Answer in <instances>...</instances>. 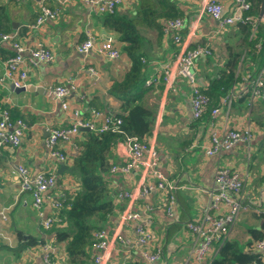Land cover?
Returning a JSON list of instances; mask_svg holds the SVG:
<instances>
[{
  "label": "crops",
  "instance_id": "crops-1",
  "mask_svg": "<svg viewBox=\"0 0 264 264\" xmlns=\"http://www.w3.org/2000/svg\"><path fill=\"white\" fill-rule=\"evenodd\" d=\"M148 1L153 9L161 8L157 0ZM176 1L181 9L180 16L185 19L180 43L174 40L173 34L164 35L161 26L150 24L155 23L153 19L156 18V22L163 25L166 18L150 17L149 2L144 5V0H123L115 14L124 20L133 18L136 23L135 33L142 38L141 50L152 59L145 70L148 78L154 76L156 68L169 62L176 51L191 47L198 41L213 43L218 57L207 61L202 58L196 66L198 84L205 88L207 75L225 63L230 45L239 41L238 27L230 24L221 30L219 22L211 15L203 14L199 18L204 0ZM218 1L226 12L233 10V0ZM42 6L59 9V16L37 24ZM8 26L13 28L10 34L26 46L42 43L51 48L56 57L52 62L29 67V89L16 91L17 87L11 81H0L1 106L5 104L13 118H22L27 123L18 146L5 145L0 149V264H41L46 244L59 264H67L66 241L59 242L51 227L46 228V221L59 212L52 205V199L62 191L76 192L79 188L78 179L71 174L70 167L73 157L79 153L84 134L81 130L68 140H60L59 149L68 156L67 160L52 154L47 139L52 128L71 124L74 110H79L86 120L93 118L97 125L104 123L107 115L122 112V99L111 94L109 88L124 76L130 66L128 52L123 50L127 42L121 38L131 36L124 29L118 32L115 23L106 15L93 12L83 0H0V28ZM88 32L94 36L96 46L111 38L120 56L110 58L96 49L88 53L79 52L76 46L88 37ZM2 36L0 75L5 70L4 60L14 53L12 39ZM244 76L246 73L242 74ZM242 77L235 84L238 90L245 84ZM60 84L73 86L67 98L68 109L62 107L54 92ZM176 87L172 92L164 85L157 96L154 95L156 90H150L144 97L158 105L154 134L147 143L159 150L160 170L177 185L178 204L174 214L170 215L164 209L165 192L157 187L158 178L150 169L116 172L112 184L117 192L137 189V198L118 199L123 208H119L118 216L106 227L114 241L110 257L103 264H144L142 251L154 252L157 246L163 248V259L155 264H196L193 254L196 238L187 223L200 219L216 185L218 166L230 167L244 178L243 201L246 205L228 238L237 241L246 251L255 240L253 231L264 233V101L257 100L252 106H248L247 100L246 104H222L216 115L209 111L202 118L195 119L191 108V87L181 78L176 81ZM93 110L101 114L94 115ZM247 127L255 133L250 144L238 141L229 149L207 153L213 131L224 133L231 128ZM113 152L114 161L121 163L127 157L128 147L119 140ZM21 165L27 166L34 174L52 171L57 177L56 184L45 193L40 207L34 204L31 192L20 190L18 168ZM145 187H149V193L141 195ZM126 208L152 216L148 228L153 238L148 244L139 243L133 222L127 225L121 222V213ZM118 233L123 236V242L116 240ZM31 241L36 243L30 244ZM217 251L218 248L213 255ZM90 253V264H97L94 263L96 250L90 249Z\"/></svg>",
  "mask_w": 264,
  "mask_h": 264
},
{
  "label": "built area",
  "instance_id": "built-area-1",
  "mask_svg": "<svg viewBox=\"0 0 264 264\" xmlns=\"http://www.w3.org/2000/svg\"><path fill=\"white\" fill-rule=\"evenodd\" d=\"M86 2L91 10L95 13H109L116 12L118 5L123 0H83ZM235 6L230 13H223L224 5L218 0H207V13L213 18L219 20L220 29L227 27L230 24L238 22L251 23L253 26L258 25V20L263 18L246 13V10L252 8L251 0H233ZM215 10H221L216 13ZM60 14L59 9H51L48 6H42L38 17V23L45 22L48 18H57ZM185 26V19L183 17L168 18L163 23L164 34H173L174 40L178 43L182 41L181 31ZM180 30V34L177 32ZM256 30H254L255 33ZM213 36V35H212ZM4 39H12L8 33L3 34ZM264 42V41H263ZM262 41H258L257 48H261ZM14 53L11 54L4 61L5 70L0 75V81H11L15 87L27 86L29 67H36L43 62H52L55 60V53L46 45L39 43L35 46H26L20 41L12 40ZM76 49L82 53H88L93 49L100 53L107 55L110 58H118L120 56L119 49L114 45L112 39L102 42L96 46L94 36L88 32V37L81 43L77 44ZM213 49L211 43L195 42L191 47L180 50L173 57L172 61L164 65L166 90L174 89V83L178 76L186 78L192 91V114L194 118H200L207 109L210 97L202 90L198 84L196 66L200 58L207 55H212ZM145 61V59H144ZM248 73L245 79L244 86L237 90L235 94L230 93L224 96L221 104L230 105L236 98L247 96L248 106L257 100H264V67L251 79ZM151 82V79L148 80ZM66 84L57 85L54 89L56 97L61 101L64 109L69 108L68 95L70 88ZM2 102V101H0ZM220 111L219 108L213 109V115ZM94 115H100L101 112L93 110ZM100 117V116H94ZM122 122L121 118L107 115L104 123L97 125V122L92 118L86 120L79 110L72 112V122L68 126L54 127L50 130L47 139V146L53 155L60 159L67 160L68 156L59 149L60 140H68L71 136L79 132L82 128L92 129L97 132L107 131L110 128L117 127ZM27 123L22 118H13L9 108L4 104H0V149L5 145L18 146L24 134ZM254 131L247 127L244 129L231 128L224 133L212 132L211 146L207 153L213 154L222 149H229L235 143L243 142L250 144L254 139ZM128 147L127 157L118 164H113L111 171L116 173L118 171L129 173L132 170L143 168L146 171L151 170L152 174L158 178L157 187L165 192V205H167V212L173 214L176 206L175 193L177 185L168 180L167 177L159 168L160 154L158 149L152 145H146L137 137L128 136L125 141ZM18 175L20 178V190L22 192H31L34 198V204L40 207L44 200L45 193L56 184L57 177L52 171H41L37 174L27 167L21 165L18 168ZM215 187L212 189L211 197L204 206L202 217L196 221L188 222V227L194 233L196 238V245L194 248V260L198 264H205L206 259L214 250V244L221 239H225L236 223L242 207L241 192L244 189V178L237 172L232 171L229 167L218 166L215 173ZM149 187H145L141 191V195L149 193ZM67 192L62 191L58 197L52 199V205L58 211L67 200ZM137 189L134 191H119V198L129 197L136 199ZM245 207V206H244ZM57 215L46 221V228H50ZM121 222L125 225L134 223L135 230L138 234V241L140 244H148L153 236L148 228L150 223V215L144 216L140 211L126 208L121 213ZM111 236V235H110ZM106 228L99 229L94 234V240L91 249L96 250L94 256V263L103 264L109 257L110 247L113 243ZM223 239V241H224ZM116 240L123 242V236L116 234ZM43 262L41 264H59L53 253L50 251L49 245H44ZM254 248L257 251L264 252V238L257 239L254 243ZM142 256L145 259L144 264H155L163 259V248L158 246L156 251L148 252L142 251Z\"/></svg>",
  "mask_w": 264,
  "mask_h": 264
},
{
  "label": "trees",
  "instance_id": "trees-1",
  "mask_svg": "<svg viewBox=\"0 0 264 264\" xmlns=\"http://www.w3.org/2000/svg\"><path fill=\"white\" fill-rule=\"evenodd\" d=\"M13 1L15 2L16 0ZM162 1L163 0H157V3H159L161 7L160 9H153L154 6L148 1L151 6V9L148 11L150 17L154 15L166 19L181 17V9L176 0ZM251 1L253 5L249 14L257 16L260 14L261 1ZM148 2L144 0V5H147ZM115 13H104V15H106L112 23L117 25L118 32L124 29L127 34L131 36L130 38H121V40L127 42V45L123 46V50L128 52L130 66L124 76L121 79L115 80L109 88L111 94L122 99V112L118 115H113L114 117L121 118L122 122L118 124L117 127L103 132H97L92 129L82 130L84 139L80 142L79 153L73 157L70 167L71 174L78 179L79 188L76 192L66 193L67 200L57 213V219L51 226V232L55 233L58 241H66L67 264H90V249L92 247L95 232L99 229L106 228L108 223L112 221L114 217L118 216L119 208L120 210L123 208V205L120 204L118 200L120 199L118 197L119 192H117L112 184L113 175L115 173L111 171V167L114 163L118 164L114 161L115 154L113 152V147L119 140L125 142L128 136L137 137L149 146L147 142H150V138L154 134L158 105L156 102L150 103L149 98L144 99V97L150 90H156L154 95L157 96L161 90L163 91L164 85L166 89L164 70V65L166 63L160 65V68H156L154 76L148 78L145 70L152 59L141 50L142 38L139 37L138 33H135L137 29L136 23L133 21V18L124 20L120 15ZM153 20L155 23H150L152 26H156L155 24H157V26H161V29H163V25L156 22V18ZM37 24H39L38 19ZM235 25L238 27L237 34L239 35V41L230 45L225 63L218 66L210 75L208 74L207 85L205 88L201 87L202 90L209 95L210 100L206 111L200 118H202L206 112L208 113L211 111L213 114L214 108H220V105H222V98L231 92L232 87L242 77L243 73H246V76L242 77L241 80L245 81L249 73L251 75V77H249L251 81V79L264 67V17L258 20L255 33L251 23H235ZM11 31H13L12 26L3 29L0 28V32H3L1 33L2 35L6 33L10 34ZM177 32L180 34V30ZM10 35L12 36V40L20 41L16 39L14 35ZM258 41L263 42L261 48L256 47ZM212 44L211 47L213 49ZM177 53L178 51L173 53L172 57L169 59V63ZM213 57H218L214 49L212 55L203 56L202 58L207 61L208 59H213ZM202 58H200L198 62ZM179 78L187 82L186 78L183 76H178L176 81ZM149 79H151V82H148ZM161 80L164 84L160 82ZM176 81L174 83V89L171 88L168 89V91H176ZM152 98L154 99L155 97L152 96ZM246 98L247 96L245 95L236 98L232 101V105L235 102H245L246 104V100L248 99ZM259 101L264 100L261 99ZM175 198L177 206V193H175ZM243 198L244 190L241 192L240 197L242 202L240 212L246 205ZM262 208L264 215V202ZM164 209H167L165 200ZM203 210L204 208L202 209V213ZM151 217L150 215V221ZM253 234L255 238L254 241L264 238V233L262 232L258 233L253 231ZM228 236H226L225 239L223 238L224 241L221 239L214 244L215 249L218 248L217 254L213 255L214 249L205 264H264V252L255 250L254 241L250 244L248 250L243 251L239 243L230 240ZM31 243L34 244L36 241H31L30 244Z\"/></svg>",
  "mask_w": 264,
  "mask_h": 264
},
{
  "label": "rangeland",
  "instance_id": "rangeland-1",
  "mask_svg": "<svg viewBox=\"0 0 264 264\" xmlns=\"http://www.w3.org/2000/svg\"><path fill=\"white\" fill-rule=\"evenodd\" d=\"M206 3H207V0H204L202 5L200 6V10H199V18L201 17V15L203 14H208L207 13V9H206ZM155 9V8H154ZM221 10H215L216 13H220ZM223 13L226 14V13H230V12H226L225 10H223ZM210 15V14H209ZM199 18L197 19V21H199ZM194 117V116H193ZM196 119V118H195ZM72 193V192H71Z\"/></svg>",
  "mask_w": 264,
  "mask_h": 264
},
{
  "label": "bare ground",
  "instance_id": "bare-ground-1",
  "mask_svg": "<svg viewBox=\"0 0 264 264\" xmlns=\"http://www.w3.org/2000/svg\"><path fill=\"white\" fill-rule=\"evenodd\" d=\"M235 6V5H234ZM118 8V7H117ZM251 10V8L250 9H248V10H246V13H249V11ZM116 11H117V9H116ZM100 14H104V13H100ZM264 14V13H263ZM262 14V15H263ZM260 15H261V11H260ZM261 15V16H262ZM218 22H219V20H217ZM238 23H241L242 24V22H238ZM238 23H236V24H238ZM252 28L254 29V30H257V27L256 26H252ZM222 30V29H221ZM3 37V36H2ZM95 40V39H94ZM6 60V59H5ZM4 60V61H5ZM237 88H236V85L234 84V86L232 87V90H231V92L230 93H233V94H235L236 92H237ZM230 93H228V94H230ZM232 104V103H231ZM230 104V105H231ZM223 105H226V106H230V105H227V104H223ZM220 109V108H219ZM249 128H251V127H249ZM83 129H86V128H82L81 130H83ZM110 129H112V128H110ZM252 129V128H251ZM236 144V143H235ZM254 243H255V241H254Z\"/></svg>",
  "mask_w": 264,
  "mask_h": 264
},
{
  "label": "water",
  "instance_id": "water-1",
  "mask_svg": "<svg viewBox=\"0 0 264 264\" xmlns=\"http://www.w3.org/2000/svg\"><path fill=\"white\" fill-rule=\"evenodd\" d=\"M261 15L264 13V0H261ZM262 17H264V14L262 15ZM24 89H29L28 88V86H23V87H17L16 88V91H18V90H20V91H24ZM65 163L64 162H62L61 163V166L62 167H64L65 165H64Z\"/></svg>",
  "mask_w": 264,
  "mask_h": 264
}]
</instances>
